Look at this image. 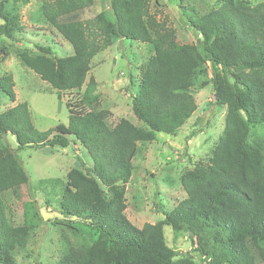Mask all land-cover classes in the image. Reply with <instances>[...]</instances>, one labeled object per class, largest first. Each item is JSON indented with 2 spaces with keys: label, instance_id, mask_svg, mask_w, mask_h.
<instances>
[{
  "label": "trees",
  "instance_id": "16d2710c",
  "mask_svg": "<svg viewBox=\"0 0 264 264\" xmlns=\"http://www.w3.org/2000/svg\"><path fill=\"white\" fill-rule=\"evenodd\" d=\"M182 1L179 8L198 43L180 40L167 20L150 11L149 0H109L112 18L101 10L88 19L79 13L99 0H41L39 13L72 53L52 56L39 44L37 54L18 57L56 89L58 98L82 88L91 59L115 38L149 43L152 54L130 99L135 123L120 118L110 124L107 110H86L78 93L65 101L67 124L46 131L34 127L26 102L0 112V264H15L14 253L27 247L33 228L23 193L29 176L1 142L6 134L19 148L78 143L91 160L68 169L54 205L63 225L77 223L95 238L90 245H68L48 264H197L168 246L165 225L174 236L188 235L204 264H264L263 154L247 141L250 126L264 123V0H215L202 14ZM0 17V36L23 33L24 26L2 3ZM1 54L8 55L3 47ZM207 62L210 77L201 80ZM209 84L211 103L225 109L214 146L205 158L190 160L191 168L180 175L184 198L161 220L136 227L124 213V197L137 143L151 142L159 132L176 134L197 108L193 88ZM13 87L12 75H0V92L11 102ZM7 192L22 199L20 219L5 205Z\"/></svg>",
  "mask_w": 264,
  "mask_h": 264
},
{
  "label": "rangeland",
  "instance_id": "374dc122",
  "mask_svg": "<svg viewBox=\"0 0 264 264\" xmlns=\"http://www.w3.org/2000/svg\"><path fill=\"white\" fill-rule=\"evenodd\" d=\"M250 1L257 3L263 0ZM0 3L5 12L14 14L24 26L23 33L0 36V50L3 47L8 54L2 57L0 51V75H12L16 95V102L12 103L0 92V112L17 102H26L34 127L38 132L46 131L58 123L67 124L69 112L65 101H74L78 93L86 110H107L110 124L120 118L134 123L137 121L130 108V99L136 92L140 71L152 54L151 44L125 38L113 39L111 45L91 59L82 88L66 91L58 98L56 89L25 66L18 55L21 52L37 54L40 44L48 46L52 56L61 57L72 53L71 45L42 18L39 13L41 0H0ZM149 3L150 11L158 18L167 20L180 40L199 42L179 8V0H149ZM182 4L194 7L202 14L214 6L215 0H183ZM101 10L112 18L109 0H99L95 5L83 9L79 16L88 19ZM2 22L0 17V24ZM203 71L204 74L198 77L201 80L210 77V62L205 64ZM89 77L92 79L90 82ZM130 77L131 87L128 84ZM192 94L197 108L176 134L159 132L151 142H138L136 145L137 152L132 161L134 169L130 181L125 184L124 197V213L136 227L161 220L164 212L184 198L180 175L191 168L190 160L208 156L223 128L225 109L211 103V85L201 89L194 87ZM247 141L261 150L264 165V123L250 126ZM1 142L15 152L29 176L23 193L31 204L32 235L27 247L14 253L15 264H48L68 245H90L95 233L77 223L70 224L71 227L63 225L54 200L60 195L68 169L79 164H91L86 150L78 143H70L65 148H19L10 134L2 136ZM3 199L6 207L20 219L22 199L12 192L3 195ZM163 230L168 246L177 252L179 258L191 257L197 264H204L194 251L188 235L174 236L167 225ZM258 264L262 263L258 261Z\"/></svg>",
  "mask_w": 264,
  "mask_h": 264
},
{
  "label": "crops",
  "instance_id": "0c3cea01",
  "mask_svg": "<svg viewBox=\"0 0 264 264\" xmlns=\"http://www.w3.org/2000/svg\"><path fill=\"white\" fill-rule=\"evenodd\" d=\"M15 102H16V100H15ZM12 103H14V102H12Z\"/></svg>",
  "mask_w": 264,
  "mask_h": 264
},
{
  "label": "water",
  "instance_id": "95a60500",
  "mask_svg": "<svg viewBox=\"0 0 264 264\" xmlns=\"http://www.w3.org/2000/svg\"><path fill=\"white\" fill-rule=\"evenodd\" d=\"M1 51V50H0Z\"/></svg>",
  "mask_w": 264,
  "mask_h": 264
}]
</instances>
